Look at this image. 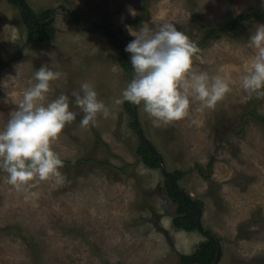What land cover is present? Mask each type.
<instances>
[{
    "label": "rangeland",
    "instance_id": "374dc122",
    "mask_svg": "<svg viewBox=\"0 0 264 264\" xmlns=\"http://www.w3.org/2000/svg\"><path fill=\"white\" fill-rule=\"evenodd\" d=\"M26 1L37 14L51 10L55 36L48 43L29 42L20 6L0 0V127L16 107L11 97L19 99L45 63L65 74L52 82L49 99L71 96L87 81L111 114L82 127L83 113L70 105L79 114L53 142L63 160L60 175L38 181L32 189L38 197L25 199L0 171V264H183L182 256L198 250L207 232L221 245L216 264H264V123L254 113L264 116V95L249 96L239 86L255 52L248 37L264 24V15L240 25L239 36L215 35L197 46L192 70L232 82L213 108L194 100L181 119L156 125L137 105V129L162 155V168L147 166L137 153L141 136L127 101L113 103L132 75L101 26H93L106 17L109 28L121 29L131 41L129 27L152 26L163 17L198 44L206 28L249 9L264 13V0ZM176 170L183 171L182 190L202 204L203 231L173 225L177 203L166 175Z\"/></svg>",
    "mask_w": 264,
    "mask_h": 264
},
{
    "label": "clouds",
    "instance_id": "9594fccd",
    "mask_svg": "<svg viewBox=\"0 0 264 264\" xmlns=\"http://www.w3.org/2000/svg\"><path fill=\"white\" fill-rule=\"evenodd\" d=\"M132 16L136 11L129 9ZM134 37L125 46L133 74L120 96L113 103L125 101L142 105L156 125L168 124L187 115L192 101L213 108L231 91L232 82L224 76L209 75L192 70L196 44L184 30L163 17L143 22L136 29L129 27ZM248 46L255 50L239 86L251 96L264 95V24L248 37ZM20 73L17 68L16 76ZM64 73L48 64L41 65L28 81L19 99L11 97L16 107L0 127V171L6 172L7 182L25 193V199L38 197L32 191L38 181L59 176L63 165L53 142L62 129L73 122L79 113L82 127L95 126L98 116L111 114L109 105L99 97L95 86L83 82L71 96L61 93L49 99L52 82ZM5 102H8L7 99ZM75 105L79 113L71 110Z\"/></svg>",
    "mask_w": 264,
    "mask_h": 264
},
{
    "label": "trees",
    "instance_id": "16d2710c",
    "mask_svg": "<svg viewBox=\"0 0 264 264\" xmlns=\"http://www.w3.org/2000/svg\"><path fill=\"white\" fill-rule=\"evenodd\" d=\"M10 3L14 5L20 6L22 10V15L25 21V24L28 28V41L29 42H35V43H48L51 42L55 36V28L51 23H46L44 25L35 23L29 16L26 8L20 3L19 0H8ZM35 13V12H34ZM51 13V10L44 11L40 14L35 13L37 18L44 22L49 18V14ZM261 16L264 15V13H258L257 9H249L245 12H242L235 17H230L225 24H223L220 27H212V28H206V35L204 38L196 44L202 45L205 44L208 40H210L215 35H220L224 33H232L236 36H239L240 33H236V30L240 25L246 24L247 22L251 21V19L255 16ZM147 17V3L144 4L143 10L141 15L139 16V19H144ZM103 21H107V18L104 17L102 19ZM99 29H102L104 31L105 36L109 40V42L118 48L120 50V63L122 67L126 70V72L130 73L132 75V66L129 60L130 54L125 51V44L119 36L116 34V32L109 27H99ZM118 32L123 33L121 29L118 30ZM127 38V37H126ZM128 39V38H127ZM3 62H0V66L3 65ZM127 107L130 111V113L133 115L131 103L127 102ZM255 117L264 123V116L257 114L255 112ZM132 117V124L137 129L138 126L135 124L134 118ZM138 131V129H137ZM140 134V140L141 144L137 148V153L143 160V162L152 168H162V155L158 156L155 151L156 147L153 145V143L150 140H146L143 135H141V132L138 131ZM151 146L153 148H151ZM103 165V163L99 162ZM212 163L210 162L208 164L209 169L211 168ZM183 171L176 170L174 172H170L166 175V187L169 196L177 203V211L176 215L173 217V225L181 230H185L188 232L194 231L198 229L197 224V217H198V209L195 205H193L188 199L184 198L175 188V186L172 184L171 178L174 179L177 182V185H179V178L182 176ZM202 176L204 178H209V175H205L202 172ZM181 188V187H180ZM182 189V188H181ZM185 192V191H184ZM196 205L201 210L202 204L200 202H196ZM208 234V240L205 242H202L200 248L196 250L194 253L190 255H183L182 261L183 264H192V263H199V264H211L217 253V242L214 238H212Z\"/></svg>",
    "mask_w": 264,
    "mask_h": 264
},
{
    "label": "water",
    "instance_id": "95a60500",
    "mask_svg": "<svg viewBox=\"0 0 264 264\" xmlns=\"http://www.w3.org/2000/svg\"><path fill=\"white\" fill-rule=\"evenodd\" d=\"M19 1H20V3L26 8V10H27V12H28L30 18H31L35 23L44 25V24H46V23H51V22H52L53 17L49 18L48 20H46V21H44V22H41V21L37 18V16L35 15L34 11L32 10V8L30 7V5L27 3L26 0H19ZM67 15L76 18L80 23H82L81 20H80L79 15H78L77 13H75V12H67ZM82 26H83V25H82ZM93 26L110 27L111 24H110V22H108V21H103V20H101L100 18H97V19L93 22ZM115 32H116V34L119 36V38H120L125 44H127V43L129 42V40L126 38V36H125L123 33H120V32H118V31H115ZM132 74H133V70H132ZM130 103H131V102H130ZM131 107H132V111H133V115H134V121H135V124H136L137 126H139L138 117H137V105L131 103ZM139 130H141V129H139ZM151 148H153V147L151 146ZM153 150L155 151V153H156L158 156H160V154H159L154 148H153ZM163 171H164L165 173H167L165 169H163ZM171 181H172L173 185L175 186L176 190H177V191H178V192H179L184 198L188 199L193 205H195V206L197 207V209H198L197 224H198V227L200 228V230H202V224H201V214H202V211H201V210L199 209V207L196 205V202H195L190 196H188L184 191H182V189L177 185V183H176V181H175L174 179L171 178ZM202 231H203V230H202ZM212 237L214 238V236H212ZM214 239H215V238H214ZM216 242H217V253H216V257H215L214 261H213L211 264H216V263L219 261L220 257H221V245H220V243H219L218 240H216Z\"/></svg>",
    "mask_w": 264,
    "mask_h": 264
},
{
    "label": "flooded vegetation",
    "instance_id": "af4514ba",
    "mask_svg": "<svg viewBox=\"0 0 264 264\" xmlns=\"http://www.w3.org/2000/svg\"><path fill=\"white\" fill-rule=\"evenodd\" d=\"M177 183V182H176ZM173 184V183H172ZM183 191V190H182Z\"/></svg>",
    "mask_w": 264,
    "mask_h": 264
}]
</instances>
